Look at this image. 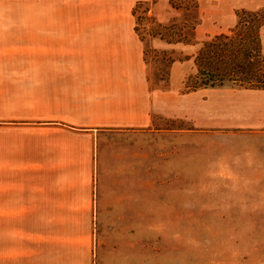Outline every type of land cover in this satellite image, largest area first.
<instances>
[{
    "label": "crops",
    "instance_id": "0c3cea01",
    "mask_svg": "<svg viewBox=\"0 0 264 264\" xmlns=\"http://www.w3.org/2000/svg\"><path fill=\"white\" fill-rule=\"evenodd\" d=\"M138 2L149 3L148 15L161 23L177 14L169 0H50L48 37L32 40L33 51L49 58L33 77L34 89L50 91L49 114L32 129L7 126L25 121L26 45L25 37H9L8 19L0 14V264H42L41 219H68L72 227L74 218L153 217V187L175 186L183 197L186 185H210L201 175L186 178V167L210 175L216 153L220 162L232 155L229 163L236 166L226 168L264 170L258 163L264 155V88L184 91L200 38L230 32L236 10L264 8V0H207L208 9L206 0H198L199 14L208 12L215 25L204 27L202 18L195 44L153 37L155 46L190 56L172 63L165 88L151 86L144 43L134 28ZM260 38L264 54V25ZM153 115L192 126L154 128ZM104 128L129 130V136ZM230 129L257 139L252 165L243 163L248 154L237 157L236 148L228 155L217 149L230 144L220 134ZM203 155L210 156L203 157L208 165ZM242 180L264 186V176Z\"/></svg>",
    "mask_w": 264,
    "mask_h": 264
},
{
    "label": "rangeland",
    "instance_id": "374dc122",
    "mask_svg": "<svg viewBox=\"0 0 264 264\" xmlns=\"http://www.w3.org/2000/svg\"><path fill=\"white\" fill-rule=\"evenodd\" d=\"M4 1L0 14L8 19L9 37H16V34L25 37L26 45L25 121L7 126L32 129L33 126H43L44 123L36 120L49 114L50 91L33 88L35 67L38 70L48 66L49 58H40L33 51L32 40L33 37H48L50 0H7V6ZM173 2L181 7H174L177 14L165 23L149 16L148 11L143 12L145 2L139 5L133 15L134 28L139 29L136 33L138 37H142L146 49L144 61L148 76L152 77V87H168L172 63L185 61L190 56L185 50L155 46L153 37L159 38L160 35L153 36L151 33L161 31V25H166L171 37L185 35L190 38L186 45L195 44L199 39L191 27L194 21L193 3L198 4V0ZM205 6L209 8L207 0ZM202 18L205 19L204 27L215 25L208 12L200 15V22ZM200 39L202 41L206 37ZM169 59L173 61L168 63ZM194 68V72L187 76L196 72L195 64ZM163 73L166 74L162 78ZM153 121L154 128L162 130H172L177 125L184 126L185 129L192 126L188 121L175 122L157 115H153ZM103 132L121 133L116 136L126 138L129 136V130L104 128ZM221 133L230 144H218L217 149H225L224 153L228 155V150L236 148L237 157L248 154L250 159L243 163L252 165L251 161L257 156V139L244 138L242 135H247V131L240 129ZM244 140L249 141V147H242ZM220 154L216 153V160L213 161L217 168L210 175H202V171L186 167V178L192 180L201 175L202 180L211 179L210 185H186L183 197H178V187L154 186L153 217L74 218L71 219L72 227L65 224L68 219H41L42 264H264V186L242 184L243 177L246 180V177L264 176V170L226 168L236 164L229 163L232 155L226 156L229 158L226 162L218 161V157L222 156ZM203 157L210 158L209 155ZM208 160L205 162L204 159L207 165ZM260 160L264 161L263 154L258 155V163L264 165ZM180 198L184 199L183 204H179Z\"/></svg>",
    "mask_w": 264,
    "mask_h": 264
},
{
    "label": "trees",
    "instance_id": "16d2710c",
    "mask_svg": "<svg viewBox=\"0 0 264 264\" xmlns=\"http://www.w3.org/2000/svg\"><path fill=\"white\" fill-rule=\"evenodd\" d=\"M155 1L151 0V3ZM141 3L143 2H138L133 8L134 15ZM170 4L173 7H181L173 0H170ZM148 5L149 3H146L144 6V13L149 10ZM193 7L194 21L191 27L194 29L195 25L200 22V15L196 2L193 3ZM235 14L237 21L231 34H214L201 41L194 54L196 72L186 76L185 91L205 87L264 88V54L260 38V29L264 25V8L253 11L236 10ZM161 27V31L151 34L153 36L159 34V38L167 43L182 42L186 44L190 42V38L185 35L171 37L167 26L161 25ZM138 30L135 27V31ZM140 39L143 41L142 37ZM145 51L146 49H144ZM172 61L173 59H169L167 62ZM165 74L163 73L162 78Z\"/></svg>",
    "mask_w": 264,
    "mask_h": 264
}]
</instances>
